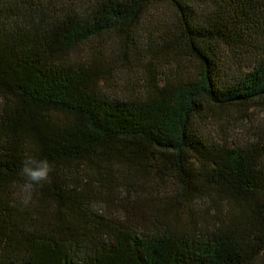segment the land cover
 I'll use <instances>...</instances> for the list:
<instances>
[{
	"label": "trees",
	"instance_id": "1",
	"mask_svg": "<svg viewBox=\"0 0 264 264\" xmlns=\"http://www.w3.org/2000/svg\"><path fill=\"white\" fill-rule=\"evenodd\" d=\"M0 264H264V0H0Z\"/></svg>",
	"mask_w": 264,
	"mask_h": 264
},
{
	"label": "clouds",
	"instance_id": "2",
	"mask_svg": "<svg viewBox=\"0 0 264 264\" xmlns=\"http://www.w3.org/2000/svg\"><path fill=\"white\" fill-rule=\"evenodd\" d=\"M54 167L47 158L37 159L35 156H27L22 161L18 175L22 179L19 185V197L23 206L33 202L34 194L49 180Z\"/></svg>",
	"mask_w": 264,
	"mask_h": 264
},
{
	"label": "rangeland",
	"instance_id": "3",
	"mask_svg": "<svg viewBox=\"0 0 264 264\" xmlns=\"http://www.w3.org/2000/svg\"><path fill=\"white\" fill-rule=\"evenodd\" d=\"M261 116H262V114H261ZM237 135H239V136H240V134H237Z\"/></svg>",
	"mask_w": 264,
	"mask_h": 264
}]
</instances>
